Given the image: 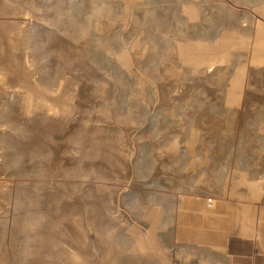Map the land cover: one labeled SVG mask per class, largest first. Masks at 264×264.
Here are the masks:
<instances>
[{
  "label": "rangeland",
  "instance_id": "obj_1",
  "mask_svg": "<svg viewBox=\"0 0 264 264\" xmlns=\"http://www.w3.org/2000/svg\"><path fill=\"white\" fill-rule=\"evenodd\" d=\"M246 199L264 0H0V264H170L187 200Z\"/></svg>",
  "mask_w": 264,
  "mask_h": 264
},
{
  "label": "crops",
  "instance_id": "obj_2",
  "mask_svg": "<svg viewBox=\"0 0 264 264\" xmlns=\"http://www.w3.org/2000/svg\"><path fill=\"white\" fill-rule=\"evenodd\" d=\"M229 202L234 212L230 207L223 220L212 215L218 205L209 201L200 205L201 217L181 206L175 230L181 250L170 264H264V200Z\"/></svg>",
  "mask_w": 264,
  "mask_h": 264
},
{
  "label": "bare ground",
  "instance_id": "obj_3",
  "mask_svg": "<svg viewBox=\"0 0 264 264\" xmlns=\"http://www.w3.org/2000/svg\"><path fill=\"white\" fill-rule=\"evenodd\" d=\"M260 23V22H259ZM260 35H262L261 33H260ZM204 57H203V59H211V60H213L214 58L211 56V54L210 53H207V51L206 52H204ZM256 61V60H255ZM30 107V106H29ZM51 108H52V106H51ZM244 185H245V183H244ZM250 186V185H249ZM252 186H254V185H252ZM257 186V185H256ZM256 186H254V187H256ZM248 188V187H247ZM252 189H255V188H252ZM256 191V190H255ZM242 192V191H241ZM245 192H246V190H245ZM250 193V192H249ZM243 194H244V192H243ZM242 194V195H243ZM249 195H251V193L249 194ZM244 196V195H243ZM244 198V197H243ZM187 202V205H188V209L190 208V207H194L195 209H198V206H197V202H195V201H192V200H187L186 201ZM194 202V203H193ZM221 205H218V207H216L215 209H216V211L214 212L213 211V213H212V215L213 216H217L218 217V219L219 220H223V217L222 216H225V215H227V207L224 205V203L222 202V203H220Z\"/></svg>",
  "mask_w": 264,
  "mask_h": 264
}]
</instances>
